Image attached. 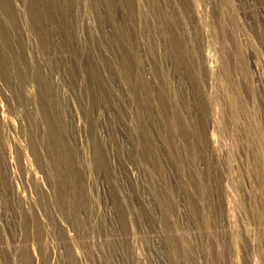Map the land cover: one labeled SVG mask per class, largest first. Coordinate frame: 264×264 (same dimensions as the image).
Returning a JSON list of instances; mask_svg holds the SVG:
<instances>
[{"label": "rangeland", "instance_id": "374dc122", "mask_svg": "<svg viewBox=\"0 0 264 264\" xmlns=\"http://www.w3.org/2000/svg\"><path fill=\"white\" fill-rule=\"evenodd\" d=\"M0 264H264V0H0Z\"/></svg>", "mask_w": 264, "mask_h": 264}]
</instances>
